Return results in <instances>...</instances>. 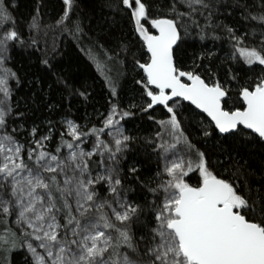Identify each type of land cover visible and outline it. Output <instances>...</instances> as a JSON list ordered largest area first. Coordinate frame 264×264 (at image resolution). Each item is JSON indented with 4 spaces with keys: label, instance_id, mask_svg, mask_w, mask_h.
I'll list each match as a JSON object with an SVG mask.
<instances>
[{
    "label": "snow or ice",
    "instance_id": "obj_1",
    "mask_svg": "<svg viewBox=\"0 0 264 264\" xmlns=\"http://www.w3.org/2000/svg\"><path fill=\"white\" fill-rule=\"evenodd\" d=\"M0 264H264V0H0Z\"/></svg>",
    "mask_w": 264,
    "mask_h": 264
},
{
    "label": "trees",
    "instance_id": "obj_2",
    "mask_svg": "<svg viewBox=\"0 0 264 264\" xmlns=\"http://www.w3.org/2000/svg\"><path fill=\"white\" fill-rule=\"evenodd\" d=\"M54 15H55V13H53L51 11V9H49V15L45 17L44 23H47V24L53 23V20H52L51 17L54 16ZM45 39H47L49 44H51L53 39H55L58 44L61 43V37H59L58 35L53 36L52 34H49L47 37H44V38L41 39V46H43ZM76 54L77 53L75 52V50L73 48H68L67 51H66V56H68V57H75ZM24 62H25L24 59H22L21 63H24ZM136 127L137 128L140 127L139 123L136 125ZM140 134H145V133L142 131Z\"/></svg>",
    "mask_w": 264,
    "mask_h": 264
}]
</instances>
